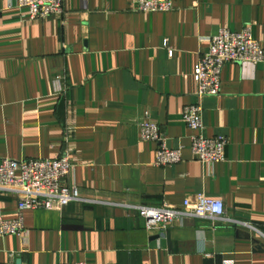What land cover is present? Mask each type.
<instances>
[{"label": "crops", "instance_id": "crops-1", "mask_svg": "<svg viewBox=\"0 0 264 264\" xmlns=\"http://www.w3.org/2000/svg\"><path fill=\"white\" fill-rule=\"evenodd\" d=\"M173 2L143 12L132 0H64L63 15L31 20L0 0V163L68 152L66 180L85 199L26 211L22 234L0 237V264H264V61L226 64L221 92L203 101L204 134L228 138L224 161L194 158L182 117L220 28L252 24L264 49V0ZM147 112L181 162L155 164L157 143L140 138ZM198 192L222 199L232 221L190 216L158 234L134 208H181ZM16 209L0 194L4 218Z\"/></svg>", "mask_w": 264, "mask_h": 264}, {"label": "built area", "instance_id": "built-area-1", "mask_svg": "<svg viewBox=\"0 0 264 264\" xmlns=\"http://www.w3.org/2000/svg\"><path fill=\"white\" fill-rule=\"evenodd\" d=\"M135 8L143 12H167L173 9V0H132ZM17 6L25 8L31 20L53 15H63L64 0H17ZM172 54V51H170ZM264 61V49L253 33L252 24H246L240 31L220 28L216 35L208 38V48L199 58L193 78L196 84L198 102L183 108L182 117L191 135L190 149L196 160L213 166L225 160L228 138L224 135L209 137L204 134V106L207 96L221 92L222 71L228 63H259ZM56 94L67 93L65 72L54 77ZM142 141L157 143L155 164L167 166L182 161V148H169L157 122L146 113L140 124ZM73 168L70 154L58 158L12 159L0 163V194L16 196V217L6 219L0 213V237L20 235L25 230V212L36 209L61 210L72 202L84 201L74 183L67 182ZM134 207V206H132ZM145 221L146 229L162 234L176 220L185 217L207 219L214 224L218 221H232L226 217L222 199L198 192L194 198L186 197L182 207L163 204L160 207L135 206ZM63 264H88L78 261ZM171 264V263H170Z\"/></svg>", "mask_w": 264, "mask_h": 264}]
</instances>
